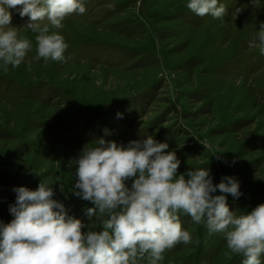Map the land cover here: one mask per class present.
Instances as JSON below:
<instances>
[{"label":"rangeland","instance_id":"obj_1","mask_svg":"<svg viewBox=\"0 0 264 264\" xmlns=\"http://www.w3.org/2000/svg\"><path fill=\"white\" fill-rule=\"evenodd\" d=\"M220 2L223 20L196 16L186 0H86V12L59 30L66 61L0 71V222L13 219L14 187L35 189L44 179L68 214L89 225L92 204L70 191L69 161L101 136L167 140L178 172L207 166L214 183L224 175L240 181L243 195L228 196L237 214L264 203V56L248 46L264 22V0ZM11 11L18 35L33 42L30 60L35 34ZM181 221L193 240L166 250L162 264H241L226 255L222 234L208 235L186 215Z\"/></svg>","mask_w":264,"mask_h":264},{"label":"clouds","instance_id":"obj_2","mask_svg":"<svg viewBox=\"0 0 264 264\" xmlns=\"http://www.w3.org/2000/svg\"><path fill=\"white\" fill-rule=\"evenodd\" d=\"M251 3L259 7V0ZM85 4L86 0H0V71L22 63L31 71L32 61L41 58L44 63L66 61L69 45L59 30L66 17L84 14ZM186 7L196 16L220 20L228 12L220 0H186ZM13 9L28 18L23 28L35 34L30 60L26 57L33 42L18 35ZM240 11L236 7L233 15ZM248 46L264 56V22ZM168 149L167 140L153 135L127 144L101 136L85 144L69 161L70 167L76 166L70 191L91 202L85 208L89 225L68 214L44 179L35 189L14 187L16 200L9 208L13 219L0 222V264H162L166 250L193 240L181 215L203 223L208 235L222 234L226 255H239L241 264H264V203L237 214L228 203L229 195H243L236 177L224 175L214 183L207 166L180 173L181 161ZM64 188L61 184L62 192Z\"/></svg>","mask_w":264,"mask_h":264}]
</instances>
